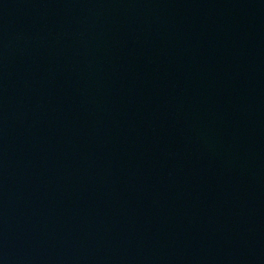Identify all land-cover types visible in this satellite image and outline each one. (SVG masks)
I'll use <instances>...</instances> for the list:
<instances>
[{"label":"water","instance_id":"water-1","mask_svg":"<svg viewBox=\"0 0 264 264\" xmlns=\"http://www.w3.org/2000/svg\"><path fill=\"white\" fill-rule=\"evenodd\" d=\"M0 264H264V0H0Z\"/></svg>","mask_w":264,"mask_h":264}]
</instances>
